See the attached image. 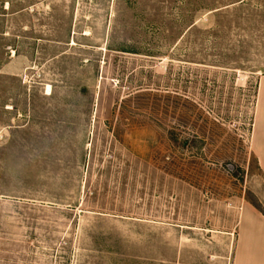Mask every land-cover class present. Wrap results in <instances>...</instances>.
Listing matches in <instances>:
<instances>
[{
  "label": "rangeland",
  "instance_id": "1",
  "mask_svg": "<svg viewBox=\"0 0 264 264\" xmlns=\"http://www.w3.org/2000/svg\"><path fill=\"white\" fill-rule=\"evenodd\" d=\"M262 76L264 0H0V264H233Z\"/></svg>",
  "mask_w": 264,
  "mask_h": 264
},
{
  "label": "crops",
  "instance_id": "2",
  "mask_svg": "<svg viewBox=\"0 0 264 264\" xmlns=\"http://www.w3.org/2000/svg\"><path fill=\"white\" fill-rule=\"evenodd\" d=\"M243 1L214 10L215 13L242 5ZM256 128L252 149L264 172V76L259 80L256 104ZM233 264H264V215L252 205H243L234 230Z\"/></svg>",
  "mask_w": 264,
  "mask_h": 264
},
{
  "label": "bare ground",
  "instance_id": "3",
  "mask_svg": "<svg viewBox=\"0 0 264 264\" xmlns=\"http://www.w3.org/2000/svg\"><path fill=\"white\" fill-rule=\"evenodd\" d=\"M48 94L50 95L51 94V87H48ZM9 110H11V107L9 106V108H8Z\"/></svg>",
  "mask_w": 264,
  "mask_h": 264
},
{
  "label": "trees",
  "instance_id": "4",
  "mask_svg": "<svg viewBox=\"0 0 264 264\" xmlns=\"http://www.w3.org/2000/svg\"><path fill=\"white\" fill-rule=\"evenodd\" d=\"M262 215H264L255 205H253Z\"/></svg>",
  "mask_w": 264,
  "mask_h": 264
}]
</instances>
